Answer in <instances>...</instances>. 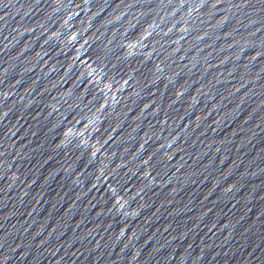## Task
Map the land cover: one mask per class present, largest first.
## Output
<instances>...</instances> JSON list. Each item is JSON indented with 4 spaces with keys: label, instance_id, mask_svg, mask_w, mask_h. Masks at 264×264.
Instances as JSON below:
<instances>
[{
    "label": "water",
    "instance_id": "95a60500",
    "mask_svg": "<svg viewBox=\"0 0 264 264\" xmlns=\"http://www.w3.org/2000/svg\"><path fill=\"white\" fill-rule=\"evenodd\" d=\"M0 264H264V0H0Z\"/></svg>",
    "mask_w": 264,
    "mask_h": 264
}]
</instances>
